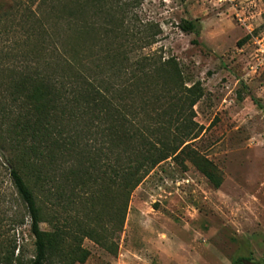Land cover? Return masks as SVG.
Instances as JSON below:
<instances>
[{
    "label": "trees",
    "instance_id": "16d2710c",
    "mask_svg": "<svg viewBox=\"0 0 264 264\" xmlns=\"http://www.w3.org/2000/svg\"><path fill=\"white\" fill-rule=\"evenodd\" d=\"M109 4L113 1L0 0V150L34 238L28 264L84 262L85 237L111 250L104 226L100 232L82 222L73 223L75 228L59 224L71 217L65 204L82 203L121 232L132 191L168 159L187 153L220 184L190 149L199 133L193 106L202 85H186L174 58L144 54L129 62L123 53L89 65L71 56L85 41L87 27L96 29L94 19L86 23V14L96 18ZM178 25L199 34L195 20ZM53 195L60 213L51 212ZM42 222L52 228L42 229ZM69 237L74 242L66 248ZM16 248L8 243L3 264H21ZM247 262L264 264V256L237 255L231 264Z\"/></svg>",
    "mask_w": 264,
    "mask_h": 264
},
{
    "label": "rangeland",
    "instance_id": "374dc122",
    "mask_svg": "<svg viewBox=\"0 0 264 264\" xmlns=\"http://www.w3.org/2000/svg\"><path fill=\"white\" fill-rule=\"evenodd\" d=\"M112 1L98 17L86 14V23L94 19L96 29L87 27L85 41L71 56L89 65L123 53L129 62L144 54L174 58L186 85H202L203 95L193 106L199 133L190 149L198 162L210 165L220 184L214 185L187 153L168 159L132 191L121 232L84 204L64 203L71 217L59 224L75 228L73 223L82 222L100 232L104 226L105 245L111 248L82 238L89 254L74 264H231L237 255L261 259L264 66L255 63L257 39L264 44V0ZM182 19L198 22L199 34L181 30ZM69 33L74 34L72 28ZM55 198L50 209L60 213ZM29 225L0 150V264L13 241L15 255L28 264L34 255ZM40 227L52 228L45 222ZM73 242L67 238L66 248Z\"/></svg>",
    "mask_w": 264,
    "mask_h": 264
},
{
    "label": "built area",
    "instance_id": "2783aa9c",
    "mask_svg": "<svg viewBox=\"0 0 264 264\" xmlns=\"http://www.w3.org/2000/svg\"><path fill=\"white\" fill-rule=\"evenodd\" d=\"M261 41V39H257V44L259 45V56L256 60L255 66H264V44H262Z\"/></svg>",
    "mask_w": 264,
    "mask_h": 264
}]
</instances>
